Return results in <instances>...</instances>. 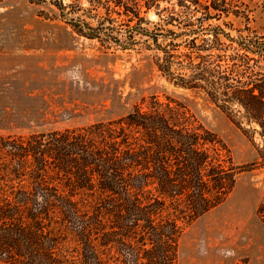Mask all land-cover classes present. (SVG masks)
Returning <instances> with one entry per match:
<instances>
[{
    "label": "trees",
    "instance_id": "trees-1",
    "mask_svg": "<svg viewBox=\"0 0 264 264\" xmlns=\"http://www.w3.org/2000/svg\"><path fill=\"white\" fill-rule=\"evenodd\" d=\"M50 3L80 37L119 43L127 49L139 34L151 40L156 66L176 86L203 91L245 108L264 130V81L255 71L263 44L241 38L234 55L219 46L196 44L205 20L221 16V2L177 0L180 10L161 0H113L134 23L125 41L114 39L115 19L107 9L98 26L81 17V0ZM93 5L101 0H89ZM144 2V5L142 3ZM191 6H195L193 10ZM156 9L161 23L143 24L142 9ZM213 10L216 12L213 14ZM162 13L168 16L162 17ZM195 18V19H193ZM176 26V33L167 26ZM165 32V33H164ZM163 37L165 45L159 38ZM178 37H185L180 51ZM225 64V67H223ZM181 104L155 96L124 117L87 127L0 135V261L9 264H179L185 227L224 204L238 182L227 145L203 126L190 123Z\"/></svg>",
    "mask_w": 264,
    "mask_h": 264
},
{
    "label": "rangeland",
    "instance_id": "rangeland-1",
    "mask_svg": "<svg viewBox=\"0 0 264 264\" xmlns=\"http://www.w3.org/2000/svg\"><path fill=\"white\" fill-rule=\"evenodd\" d=\"M205 1L195 17L206 13ZM160 4L180 10L177 0ZM79 5L83 11L74 16L92 27L106 17L107 9L120 12L111 13L116 22L109 34L114 39L125 41L135 25L113 0L93 5L81 0ZM220 5L224 13L204 21L196 44H210L219 34V47L229 48L222 54L234 55L239 47L225 33L236 42L251 39L264 47V0H226ZM145 11L143 7L141 15L150 23L143 27L151 31L160 17L155 8ZM164 29L180 32L171 25ZM184 39L177 38L182 52ZM136 40L125 49L119 43L80 37L49 2L0 0V135L29 136L118 120L154 96L162 103L181 104L193 126H203L227 145L239 176L224 204L185 227L179 264H264V130L242 106L224 100L215 104L203 91L171 83L156 66L160 54L149 50L151 40L139 34ZM159 41L165 45L163 37ZM251 57L257 60L251 64L257 65L258 79L264 81V52Z\"/></svg>",
    "mask_w": 264,
    "mask_h": 264
}]
</instances>
